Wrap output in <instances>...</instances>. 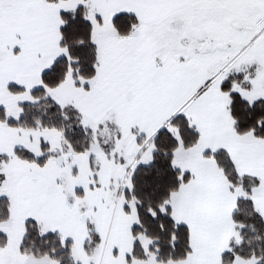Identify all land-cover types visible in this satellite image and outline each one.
<instances>
[{"label": "snow or ice", "instance_id": "1", "mask_svg": "<svg viewBox=\"0 0 264 264\" xmlns=\"http://www.w3.org/2000/svg\"><path fill=\"white\" fill-rule=\"evenodd\" d=\"M0 264H264V0H0Z\"/></svg>", "mask_w": 264, "mask_h": 264}]
</instances>
